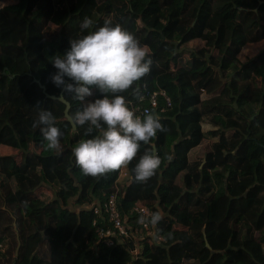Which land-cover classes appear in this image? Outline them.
Returning <instances> with one entry per match:
<instances>
[{
    "label": "trees",
    "instance_id": "trees-1",
    "mask_svg": "<svg viewBox=\"0 0 264 264\" xmlns=\"http://www.w3.org/2000/svg\"><path fill=\"white\" fill-rule=\"evenodd\" d=\"M85 16L91 30L111 19L149 49L150 72L117 93L136 115V90L146 106L166 92L151 108L165 131L141 142L127 185L122 169L81 172L72 149L91 138L88 125L74 129L66 104L47 97L63 92L49 57L88 34ZM92 91L84 103L105 95ZM63 96L70 115L83 106ZM38 108L52 111L60 152L33 128ZM205 138L212 150L191 158ZM0 145L17 150L18 164L11 172L12 157L0 155V264H128L123 245L98 243L88 211H69L111 193L123 214L164 213L157 231L168 244L145 242L134 264H264V0H0ZM153 146L161 166L137 183L133 169Z\"/></svg>",
    "mask_w": 264,
    "mask_h": 264
},
{
    "label": "clouds",
    "instance_id": "clouds-1",
    "mask_svg": "<svg viewBox=\"0 0 264 264\" xmlns=\"http://www.w3.org/2000/svg\"><path fill=\"white\" fill-rule=\"evenodd\" d=\"M80 28L90 31L72 38L64 55L49 57L57 70L50 79L57 88L72 94L71 98L83 105L69 118L74 128L88 125L86 135L91 138L79 140L72 152L76 165L85 176L98 177L126 168L137 157L141 142L149 145L157 132L165 129L154 112L146 111L143 117L138 116L126 98L117 94L133 88L150 72L153 61L147 46H142L135 35L120 24L113 26L111 19L91 30L93 20L85 16ZM93 88L104 93V97L84 103L86 97L93 95ZM110 93L113 95L109 96ZM136 95L143 99L138 90ZM66 100L63 95L57 98L58 103ZM37 110L38 118L32 126L40 127L46 142L45 150L60 152L63 133L55 126L52 111ZM94 131L98 134L92 135ZM161 163L154 146L150 147L133 169L135 182L146 184ZM163 215L161 210L150 218L141 215L138 223H150L155 227Z\"/></svg>",
    "mask_w": 264,
    "mask_h": 264
},
{
    "label": "built area",
    "instance_id": "built-area-1",
    "mask_svg": "<svg viewBox=\"0 0 264 264\" xmlns=\"http://www.w3.org/2000/svg\"><path fill=\"white\" fill-rule=\"evenodd\" d=\"M159 94L166 96L165 91L154 92L149 97V106L141 103L145 100L143 96V99H140V102L135 105L137 115L143 117L146 111L151 112V108L157 107ZM166 99L170 105V98L166 97ZM9 156L13 159L10 166L12 172L16 170L18 164L13 155ZM123 177L128 178V183L120 182ZM130 179L129 169L122 168L118 181L127 185L130 183ZM69 211L78 216L84 214V211H88L90 213L88 215L91 216V226L98 237V243L103 242L109 247L123 245L125 252L130 256L128 264H134V261L141 256L145 242L160 246L168 244V239L157 231V226L153 227L150 223H138L141 215L150 218L155 213L154 208L148 205H136L129 214H123L118 207L116 193L105 195L104 199L94 198L81 205H69Z\"/></svg>",
    "mask_w": 264,
    "mask_h": 264
},
{
    "label": "rangeland",
    "instance_id": "rangeland-1",
    "mask_svg": "<svg viewBox=\"0 0 264 264\" xmlns=\"http://www.w3.org/2000/svg\"><path fill=\"white\" fill-rule=\"evenodd\" d=\"M4 59H7L9 62V65L12 64L11 60L9 57H5L3 56ZM1 150V148H0ZM212 150V145L211 142L209 141L208 138H205L202 142V144L200 146H198L197 148H195L192 152H191V158L193 159H202L204 158L206 152Z\"/></svg>",
    "mask_w": 264,
    "mask_h": 264
},
{
    "label": "crops",
    "instance_id": "crops-1",
    "mask_svg": "<svg viewBox=\"0 0 264 264\" xmlns=\"http://www.w3.org/2000/svg\"><path fill=\"white\" fill-rule=\"evenodd\" d=\"M0 155L4 154V155H13L14 157L17 156V150H11L9 151L8 149L4 148L3 146L0 145ZM194 150V149H193ZM121 183H128V178L127 177H123L120 179ZM71 205H75L74 201H72Z\"/></svg>",
    "mask_w": 264,
    "mask_h": 264
},
{
    "label": "water",
    "instance_id": "water-1",
    "mask_svg": "<svg viewBox=\"0 0 264 264\" xmlns=\"http://www.w3.org/2000/svg\"><path fill=\"white\" fill-rule=\"evenodd\" d=\"M43 89H44V91H46L44 86H43ZM62 95H63V92L59 96H57V95H50V94L47 93V97H50V98H53V99H57L58 97H60ZM64 103L66 104L65 115H66L67 119L70 121V118H69L70 117V113H69L70 103L67 100ZM74 129H76V128H74ZM207 246L210 247L209 244H207Z\"/></svg>",
    "mask_w": 264,
    "mask_h": 264
}]
</instances>
